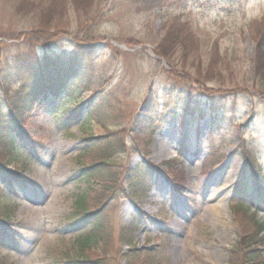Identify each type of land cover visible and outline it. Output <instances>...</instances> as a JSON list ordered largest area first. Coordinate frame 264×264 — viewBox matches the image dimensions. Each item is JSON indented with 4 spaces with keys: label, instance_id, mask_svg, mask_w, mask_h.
I'll use <instances>...</instances> for the list:
<instances>
[{
    "label": "rangeland",
    "instance_id": "374dc122",
    "mask_svg": "<svg viewBox=\"0 0 264 264\" xmlns=\"http://www.w3.org/2000/svg\"><path fill=\"white\" fill-rule=\"evenodd\" d=\"M55 3L0 0V49H5L0 98L3 86L10 95L18 88L13 64L30 52L27 42L35 45L43 36L32 37L40 18L25 13ZM54 9L64 10L60 23L67 28L48 41L49 47L63 63L81 68L84 79L80 85L69 80L66 103L94 101L92 109L108 118L114 107L122 117L115 125L129 130L127 150L117 157L123 192L103 212L109 235L98 254L109 256L108 264H264V208L234 193L242 176L252 178L259 170L264 176V95L255 86L254 41L264 28V0H110L89 16L69 6ZM166 22L188 25L194 33L198 52L183 61L185 69L154 53L165 38ZM99 36L92 57L71 50L73 43L94 45ZM199 79L202 85L195 83ZM106 80L113 81L99 88ZM113 90L118 95L109 111L107 96ZM146 97L153 100L143 106ZM54 111L51 102H38L22 116L21 132L13 137L21 160L16 164L29 165L24 163L25 182L14 187L8 188L0 174V194L12 201L1 207L10 219L4 231L11 238L8 244L0 238V264H52L64 257L80 229L92 227L75 230L67 220L76 197L87 189L76 179L74 160L86 145L83 127L63 133ZM150 112L152 135L138 124ZM90 132L101 135L96 126ZM137 135L143 139L134 141ZM103 151L98 144L95 157ZM216 207L219 219L212 217ZM251 237L257 244L249 249ZM143 250L148 258L133 259Z\"/></svg>",
    "mask_w": 264,
    "mask_h": 264
},
{
    "label": "trees",
    "instance_id": "16d2710c",
    "mask_svg": "<svg viewBox=\"0 0 264 264\" xmlns=\"http://www.w3.org/2000/svg\"><path fill=\"white\" fill-rule=\"evenodd\" d=\"M55 3L51 7L42 8L41 4H37L34 10L30 13H25V15L39 16L40 23L38 24L39 30L33 34L32 37L36 35H43L42 38L36 41L48 42L52 39H57L58 34L67 28L65 25H61L60 20L63 18L64 10L58 11L54 9L55 7H62L66 10V7L72 8L75 12L82 13L83 15L89 16L91 13L97 15L99 13L102 5L107 2V0H55ZM53 7V8H52ZM40 11V13H38ZM21 14L20 12H18ZM96 13V14H95ZM22 15V14H21ZM163 31L166 32L165 38L160 44L155 48V52L159 59L165 60L168 64L170 63L174 68L177 66L183 67L185 69V63L183 61L188 60L189 57L194 55L197 51V41H195V36L192 30H190L188 25H181L177 22L169 25L166 22L163 26ZM47 32V33H46ZM37 37V36H36ZM255 41V86L258 88L259 92L264 95V28L262 27L259 33L254 36ZM88 39V38H87ZM86 41V40H85ZM93 43L92 39L90 43ZM28 43V42H27ZM179 52V53H178ZM181 52V53H180ZM217 56V55H216ZM215 56V57H216ZM180 59L181 61L176 64L174 59ZM214 59V57H213ZM200 58L198 57L197 61ZM22 73V70L19 69ZM30 76L36 78L35 72L29 71ZM204 78H209L208 75H203ZM202 77V78H203ZM32 78V77H31ZM30 78V79H31ZM38 80L41 84H45V79L41 75H37ZM29 79V80H30ZM109 80L102 85L101 88L106 87ZM203 79L197 80L195 83L200 85ZM202 85V84H201ZM23 88V87H22ZM22 90V89H21ZM21 90H16L13 94L3 90V95L0 98V172L5 176L9 185L14 182L20 181V174L26 169L24 163L18 167L16 163L20 160L19 156L16 154L14 143L6 137L9 133L13 135V132H17V128L20 126L22 116L25 115L27 109L34 104L32 96H36V91L32 90L31 93L28 91L27 94L22 95ZM116 90L108 93V99L110 105H108V110L114 100H117ZM115 92V93H114ZM52 91L48 90L45 92V97L51 94ZM205 93H207L205 91ZM81 104H76L68 109L64 114H62L60 121L64 124L67 129H70L72 125L76 123L78 118L82 113ZM115 106V105H114ZM8 108V111H6ZM112 113L110 118H108L102 112L95 111L94 114L87 117L85 127L83 128V136L81 137V142L86 143L83 149L79 152V155L74 157L76 165L79 166L78 174L76 179L78 181L86 183L87 189L85 193L78 195L74 204V210L71 215L67 217V220L79 227L81 224H92V227L85 233L78 234L77 237L69 244L70 249L64 253V257L57 258L52 261V264H108V258L100 256L98 252L102 250V245L100 242L105 241L109 235V231L106 229V221L103 216V212L109 206H112L111 201L117 197L118 193L123 192V177L120 171L122 164L117 162V157L120 154H125L126 143L124 138L129 133L128 129H120L121 126H116L115 122L121 121V114L116 113V109L111 108ZM110 111V110H109ZM149 118V117H148ZM144 118L142 124H139V128L143 130H149V134L154 133L152 126L143 123H149L150 119ZM88 122V123H87ZM112 123V125L110 124ZM16 126V130L14 128ZM95 126L99 128L100 136L92 137L90 131L95 129ZM8 128V129H7ZM7 129V130H6ZM150 135L147 136V140H150ZM141 135L133 136V140H141ZM143 139V138H142ZM151 141V140H150ZM101 145L104 149L103 155H98L95 157L97 145ZM137 147V146H134ZM144 152H148V149H142ZM132 152L135 150L132 149ZM253 156V154H252ZM249 157V156H247ZM117 162V163H116ZM252 166L258 170V166L254 160H251ZM28 165V163H26ZM14 165V170L8 169V166ZM260 172V173H259ZM128 173L126 171L125 175ZM258 175L253 179H247L244 185L240 188V194L246 199H258L259 197H264L263 189H261V184L263 183L262 171H257ZM145 176V173H142ZM134 177L135 175L132 174ZM140 182V181H139ZM138 182V183H139ZM137 183V185H138ZM254 184V185H252ZM0 228H4L5 225L10 221L9 216L6 212H2V208L9 207V204L3 196L0 195ZM2 207V208H1ZM241 210H246L243 206H239ZM252 238V237H251ZM248 239L246 247L251 249L254 247L257 241L254 239L251 241ZM257 244V243H256ZM132 251H139V249L132 248ZM149 254L146 250H143L141 254H135L133 259H143L148 258ZM260 258L259 255H257ZM143 261V260H142Z\"/></svg>",
    "mask_w": 264,
    "mask_h": 264
},
{
    "label": "bare ground",
    "instance_id": "6f19581e",
    "mask_svg": "<svg viewBox=\"0 0 264 264\" xmlns=\"http://www.w3.org/2000/svg\"><path fill=\"white\" fill-rule=\"evenodd\" d=\"M211 213H212V217L214 218V219H219V218H221V215H222V213H221V210H220V208H215V209H213L212 211H211Z\"/></svg>",
    "mask_w": 264,
    "mask_h": 264
}]
</instances>
